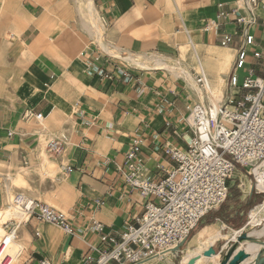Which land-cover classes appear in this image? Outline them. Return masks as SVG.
<instances>
[{"label":"crops","instance_id":"obj_1","mask_svg":"<svg viewBox=\"0 0 264 264\" xmlns=\"http://www.w3.org/2000/svg\"><path fill=\"white\" fill-rule=\"evenodd\" d=\"M54 1L21 0L20 7L18 0H0V13L8 11L12 19L33 21L21 29L33 57L12 90L0 91V164L23 156L36 135L40 138L38 152L43 156L44 136L63 134L53 138L64 142L63 151L58 153L60 164L44 158L51 174H57L56 190L45 200L66 213L75 229L72 236L62 232L59 237L53 224L35 218L25 223L28 215L14 205L11 209L8 196L20 173L0 172L8 202L4 205L0 184V223L15 220L7 252L20 253L18 264H37L43 258L52 264H81L90 245L99 243V234L91 230L93 221L102 223L105 231H117L132 221L144 198L117 172L132 138L138 135L141 140L138 156L147 178L156 179L164 169L175 167L166 147L188 148L191 131L184 121L188 107L209 100L204 93L200 98L196 75L202 68L212 81V100L221 103L240 43L232 17L220 19L215 29H203L207 19L215 18L219 3L234 8L238 5L235 0H171L174 10L168 0H92L94 12L96 1L108 23L103 32L98 23L95 35L81 19L84 12L91 17L90 12L77 0L79 31L72 30L76 41L82 40V35L87 37L85 48L77 53L73 41L62 45L66 36L62 38L56 27L65 22L56 8L50 16L44 15ZM150 11H159L160 19L148 17ZM140 13L146 14L136 16ZM251 33L254 45L249 46L241 78L250 71L264 74V61L252 55L253 49L264 52V8H259ZM225 34H231L232 40L221 46L219 41ZM203 66L208 67L209 75ZM94 68L103 69L109 77H100ZM27 109L41 113L49 125L28 130L26 124L34 119L24 118ZM256 166L253 171V165L237 168L234 176L241 183L229 179L225 201L202 218L180 251L146 264H181V258L194 256L189 249L203 245L207 238L208 249H214L215 254L208 258L203 256L205 251L197 253L201 258L195 264H219L234 244L246 250L254 247V253L259 250L264 255V209L255 211L264 205V188L258 187L264 186V173L257 174ZM18 194L29 199L28 195H33L30 190ZM233 237L244 239L236 242ZM243 264H254V260Z\"/></svg>","mask_w":264,"mask_h":264},{"label":"built area","instance_id":"obj_2","mask_svg":"<svg viewBox=\"0 0 264 264\" xmlns=\"http://www.w3.org/2000/svg\"><path fill=\"white\" fill-rule=\"evenodd\" d=\"M235 1L238 5L234 8H225L219 3L215 18L203 24L205 31L215 29L222 18L232 17L237 24L240 43L223 102L212 100L201 68L195 82L209 100L188 107V116L184 119L191 131L188 148L166 147L165 152L176 165L164 169V174L156 179L144 175V165L138 156L141 140L138 135L132 138L123 161L117 164V172L144 198L140 213L117 231H105L102 223L93 221L91 230L99 234V243L90 245L81 264H146L151 259H166L208 212L225 201L228 181L237 168L254 167L264 160V74L258 76L250 71L242 78L239 74L245 68L249 46L254 45L251 28L257 24L258 10L264 8V0ZM231 40L232 35L225 34L219 44L227 46ZM252 55L264 61L263 51L253 49ZM94 72L100 77H109L103 69L94 68ZM24 118L41 119L42 115L27 109ZM63 144L62 140L53 139L47 147L51 152L60 153ZM15 207L29 212L25 223L35 218L57 226L66 236L75 233L67 215L42 201L32 199ZM0 229V264H18L20 253L7 252L14 223L4 221ZM35 235L39 233L36 231ZM37 264L52 263L43 258Z\"/></svg>","mask_w":264,"mask_h":264},{"label":"rangeland","instance_id":"obj_3","mask_svg":"<svg viewBox=\"0 0 264 264\" xmlns=\"http://www.w3.org/2000/svg\"><path fill=\"white\" fill-rule=\"evenodd\" d=\"M76 1L77 0H55L52 9H50V11H45L44 15L50 16L51 14L50 12L54 10L53 8L54 7L56 8L55 10H57L56 11L57 14L60 15L59 18H63V21L65 22V23H59L58 26L56 27V30L60 33L62 38L66 36V41L65 39L64 40L62 39L63 40L62 45H64V47L69 46V44H71L73 41L76 44L75 47H78L77 48V53H78L81 50H83V48H85V43L87 44V37L85 35H82L83 39L79 41H76L74 37V32L72 29L74 28L75 30L79 31L78 27H76V23L78 21V12L76 11V5H77ZM168 1L171 3L172 10H174L172 1L171 0ZM78 2L80 4L85 5V2L82 0H79ZM94 4H95L94 16L97 18L100 25L102 26L103 29L101 32H103L104 28L105 29L107 28L108 23L107 20L102 15L101 11L99 10L96 1H94ZM18 5L21 7V0H18ZM0 6H1V2H0ZM81 9H83V7H81ZM85 14L86 13L84 12L83 15ZM145 14L140 13V14H136V16L144 17ZM11 16H12L11 13L8 11L0 13V91L12 90V88L17 84L21 71L23 70L27 62H29L33 57L31 49L27 45L28 44L26 43L27 41H25V39L22 37V32H21L22 27H24V25L27 24V22L29 24L32 23L33 21H28V19L25 20L19 18L12 19ZM147 16L155 20H158L161 17V13L159 11H150L147 13ZM194 67L196 71H199V67L196 63L194 64ZM203 68L205 73L209 75L210 73L208 72V67L203 66ZM211 84L212 81L209 80V85L211 86ZM197 86L199 87V85ZM200 90L201 91L199 96L201 98L202 97L201 94L204 92L202 91L201 88ZM215 94H217V91L214 92V95ZM33 119L34 120H31L28 124H26L28 130L32 129L34 126L43 128L45 125L46 126L49 125L48 122L42 118H41L42 120L35 118ZM62 135L63 134L61 133L59 134L53 133V135H46V137L44 136L43 147H42L44 151L43 156L39 155L38 152L40 138L38 135H36L35 137L33 136L30 139L32 141V145L27 148V151L23 156L17 155L15 158L12 159V161H5L0 164L1 173H20L19 181L12 185L8 194L10 198L11 209H13V199L15 198V196L19 195L18 193H23V192L26 193L29 190L33 193V195H28V194L27 195L30 196L32 199L39 200L48 204L45 200V197L56 190L57 174L55 175L51 174L52 172L50 171V165L47 162H44L45 161L44 158L51 160L53 164H57V165L60 164L58 157L61 153L58 154L49 151L47 145L49 141H51L54 137L56 136L60 137ZM62 164L64 163L62 162ZM176 179H178V177ZM231 179H236L239 183L238 177L233 176ZM26 182H29L31 185L28 186ZM0 184H1V191L3 195L4 205H8V202L6 200L7 194L5 192L4 182L2 181V179ZM22 196L27 197L26 195H22ZM12 222L14 223V227H15L16 224L15 220H12ZM199 224L200 223H198V225ZM196 227L194 228V231L191 232V235L195 232ZM58 234L59 237H62L63 235L62 231L59 228H58Z\"/></svg>","mask_w":264,"mask_h":264},{"label":"water","instance_id":"obj_4","mask_svg":"<svg viewBox=\"0 0 264 264\" xmlns=\"http://www.w3.org/2000/svg\"><path fill=\"white\" fill-rule=\"evenodd\" d=\"M244 239V237L236 238V242L241 241ZM251 240L250 238H248ZM70 239L68 238L65 243V247L67 249V254L70 252L69 247ZM185 240L182 241L174 250L173 252L180 251L181 247L184 245ZM237 245L234 244L230 247V249L227 250V252L224 254L223 259L219 262V264H243L245 262H251L254 260V264H264V255H261V252L258 250L255 253H252L249 250L244 249L243 247H236ZM215 254L214 249H208L204 252V257H211ZM254 257V259H253ZM201 258V255H194L190 257V259L185 264H195L199 259Z\"/></svg>","mask_w":264,"mask_h":264},{"label":"bare ground","instance_id":"obj_5","mask_svg":"<svg viewBox=\"0 0 264 264\" xmlns=\"http://www.w3.org/2000/svg\"><path fill=\"white\" fill-rule=\"evenodd\" d=\"M82 1H84L85 2V9L87 10V11H89L90 12V14L89 15H91V17H89V16H87V15H84V16H81L82 18L81 19H83V24L86 26V27H88V28H90L91 29V31H93L92 33L95 35V34H98V32L96 33V27H99V26H97V24L99 23L97 20H96V18H95V16H94V8H93V5H92V0H82ZM87 28V29H88ZM86 29V28H85ZM92 34V35H93ZM145 58V57H144ZM148 58V57H147ZM156 59H160V58H158V56H157V58ZM224 99V98H223ZM223 102V101H222ZM221 102V103H222ZM53 140V139H52ZM50 142V141H49ZM256 166V165H255ZM254 166V167H255ZM253 167V168H254ZM255 172L257 173V174H259L260 175V173H264V160L261 162V163H259V164H257V166H256V169H255ZM254 173V172H253ZM258 187L260 188V189H262V188H264V186L263 185H261V184H259L258 185ZM30 200H32V199H29V198H25V197H22V196H20V195H17V196H15V198L13 199V205L14 206H20V204L21 203H26V202H29ZM260 209H264V205H262V206H259V207H257V209L255 210V211H259ZM19 211H22L23 213H25L26 215H28V218H29V212H27V211H25V209L23 210H19ZM254 211V212H255ZM255 215V214H254ZM255 220V219H254ZM253 220V221H254ZM257 222V221H256ZM216 232V231H215ZM260 232V231H259ZM261 233V232H260ZM204 234V233H203ZM218 237V236H217ZM219 238V237H218ZM230 238V237H229ZM234 239H236V237H233ZM205 243L203 244V245H196V248H194V249H189V253H191V254H197V253H200V252H204V251H206L207 249H208V246H209V243H210V238H207V239H205V240H203ZM18 249V248H17ZM247 250H249V251H251L252 253H254V250H255V248L254 247H252V248H248ZM193 255H191V256H189V257H187V258H185V259H183V258H181V264H185V263H187V261L190 259V257H192Z\"/></svg>","mask_w":264,"mask_h":264}]
</instances>
